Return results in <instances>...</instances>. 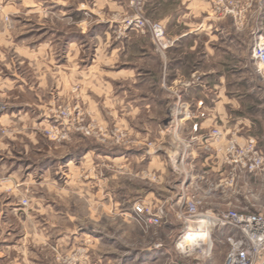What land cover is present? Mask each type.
<instances>
[{"label":"crops","instance_id":"0c3cea01","mask_svg":"<svg viewBox=\"0 0 264 264\" xmlns=\"http://www.w3.org/2000/svg\"><path fill=\"white\" fill-rule=\"evenodd\" d=\"M126 6L127 0H0V127L8 132L0 136V264H54V249L68 252L82 240L92 244L91 263H101L102 257L95 251L105 237L93 236L96 231L92 228L82 229L73 219L80 213L70 202L82 203L84 198L96 205L104 202L102 212L91 208L90 216H114L115 174H107L103 184L93 185L100 190L87 196L77 179L88 157L100 154L114 161L113 152L99 148L84 152L79 146L68 149L66 145L43 148L37 142L36 127L45 125L46 110L69 104L84 108L92 119L107 126L117 119L130 137L141 138V131L133 129L127 120H134L142 108L146 109V99L125 101L124 97L123 108L133 114L123 113L119 110L122 104L116 107L112 95L117 79L140 85L142 72L155 71L162 84L163 73H183L182 67L188 64L182 52L193 53L196 38L207 39L204 48L209 42L211 21L206 0H150L153 19L163 29L164 47L159 48L150 35L133 36L123 46L114 47L109 42L105 14ZM262 7L264 31V2ZM149 61H154L157 69L148 70ZM100 68L104 75L99 74ZM184 81L175 75L170 84L176 88L193 82ZM174 105V110H182L175 121L197 125L199 133H209L212 121L204 118L199 106L188 111V102ZM118 112L123 113V119ZM213 148L211 145V151L204 153L203 164L220 178L224 168ZM126 152L127 158L137 152L139 164L146 158L140 149L128 148ZM165 169L158 164L161 175ZM180 178L186 185L187 175ZM244 178L256 176H243L241 180ZM7 185L20 188L5 194L2 187ZM25 189L28 204L22 207L20 199ZM137 193L141 198V189ZM153 200L149 199L151 205L171 217L182 202L177 194L166 201Z\"/></svg>","mask_w":264,"mask_h":264},{"label":"rangeland","instance_id":"374dc122","mask_svg":"<svg viewBox=\"0 0 264 264\" xmlns=\"http://www.w3.org/2000/svg\"><path fill=\"white\" fill-rule=\"evenodd\" d=\"M149 1L145 0L138 8L131 5L132 0H127L124 10L105 14L110 44L121 47L133 36L150 35L154 43L161 48L149 28L141 33L140 30L126 25L128 20L137 15L150 25L159 24L153 19L155 12L150 11ZM206 1L209 4L208 17L211 21L209 42L205 49L203 44H206L207 39L204 41L203 37H198L197 47L193 53L188 50H184L185 54L182 52L181 57L188 64L182 67L183 73H163L162 84L159 83V74L155 71L142 72L140 85L124 82L121 77L115 83L112 95L115 97L116 107L124 100L137 101L138 97L146 99V109L142 108L134 120L131 118L127 120L133 129L141 131V138L132 137L133 134L130 137L123 129L122 123L118 124L117 119L114 125L107 126L92 119L84 108L69 104L56 105L49 111L46 110L48 118L45 125L36 127V139L43 148L50 145H66L68 149L79 146L84 152L98 148L113 152L114 161L107 160L100 154L93 159L88 157V160L82 162L77 179L82 184L84 196L94 195L95 191L100 189L93 185L103 184L107 174L113 172L116 176L114 216H90L91 208L98 209L100 214L104 202L96 205L88 198H84L82 203L74 200L70 202L71 207L75 206L80 213L73 219L80 223L81 228L84 230L92 228L96 231L93 236L105 237L104 243L95 251L102 257L101 263L98 264H223L229 249L225 238L231 233L230 228H211L210 253L203 252L205 242L202 249L195 251L189 247L183 249L180 244L187 230L186 225L177 218L181 212L179 208L175 211L174 217L164 216L159 226L144 230L131 217L132 206L141 201L149 202L151 199L154 202V198L166 201L177 194L180 198L196 197L200 202L198 208L201 213L245 210L264 215V174L241 180L243 176H248L242 175L233 187L224 188L220 184L221 177L215 176L203 164L204 153H208L206 147L212 145L220 148L233 133L238 142L242 143L243 139L254 137L258 140L259 147L264 148V78L258 73L251 57L254 32L263 24L261 14L264 0H235L241 12V24L238 25L230 16L221 18L216 12L213 0ZM5 20L7 21L8 17H5ZM146 48L150 49L149 46ZM147 69H157L154 61L150 62ZM188 70H196L193 73L195 77H192L191 71ZM104 73V69L100 68L99 74ZM175 75L185 81L187 79L193 81L194 84L190 82L184 87L172 88L170 83ZM86 86L87 84H84L85 88ZM200 101L202 103H199ZM175 102L178 104L188 102V111H195L199 106L205 114L204 118L212 121L209 132L219 129L224 133L223 138L216 142L210 141L207 132L199 133L198 129L193 131L194 125L175 121L177 113L182 111L174 110ZM59 107L66 108L72 113H79L81 127L93 134L86 135L84 132L70 129L68 138L63 143L51 142L46 136L45 129L51 124L54 109ZM123 107V104L119 106V110L133 114L132 110ZM123 113L118 112L122 119ZM7 134L8 132L3 129L0 136ZM74 138L77 140L76 143ZM128 148L140 149L141 155L144 153L146 158H143L140 164L137 152L131 153V157L127 158ZM160 163L166 166L162 175L158 170ZM185 175L188 177L187 183L182 185L180 177ZM19 188L20 186L12 188L7 185L3 186L2 190L5 194H11L13 190ZM140 189L141 198L137 193ZM151 193L154 194L153 197L144 199ZM21 194L20 204L22 200H26L28 204L27 190ZM193 225L194 222L188 224V230ZM90 246H92L90 240H82L68 252L61 253L54 249V264H58L56 254L65 255L77 248L86 252L87 264H93Z\"/></svg>","mask_w":264,"mask_h":264},{"label":"built area","instance_id":"2783aa9c","mask_svg":"<svg viewBox=\"0 0 264 264\" xmlns=\"http://www.w3.org/2000/svg\"><path fill=\"white\" fill-rule=\"evenodd\" d=\"M145 0H132L133 7L140 8ZM216 12L221 18L232 17L235 24H241L238 2L235 0H213ZM127 27L132 26L143 33L147 28L151 30L153 38L161 47L163 30L159 24L150 25L148 21L139 15L126 22ZM0 50V57H1ZM251 57L256 65L258 73L264 78V31L258 28L254 32ZM201 105V104H199ZM79 113H72L66 108H56L53 111L51 124L45 129L47 138L56 144L63 143L68 138L70 129L75 132L93 134L90 130L81 127L82 120ZM197 125L193 126V131ZM0 133L3 129L0 128ZM224 133L219 129H213L208 133L210 141H218ZM211 151V145L206 147ZM215 155L220 156L221 166L224 168L220 184L224 188L233 187L242 175L258 176L264 174V148L259 147L258 140L247 137L243 142L233 133L223 146L213 148ZM179 205L180 214L177 218L186 225L192 224L201 217H210L209 228H230L231 233L226 236L229 249L225 254L223 264H262L264 261V215L250 213L245 210H227L224 212H200L197 198L194 196L181 197ZM22 206L27 205L26 200L21 201ZM132 219L142 228L157 227L161 224L164 213L161 208L155 209L149 202L135 203L131 208ZM211 252V249L209 253ZM83 249L77 248L65 255L56 254L58 264H87V257Z\"/></svg>","mask_w":264,"mask_h":264},{"label":"bare ground","instance_id":"6f19581e","mask_svg":"<svg viewBox=\"0 0 264 264\" xmlns=\"http://www.w3.org/2000/svg\"><path fill=\"white\" fill-rule=\"evenodd\" d=\"M203 218V219H201ZM201 220L194 222V225L190 227L189 230L184 235V238L181 242V248L189 247L194 251L201 248L205 242L206 246L203 248V252L209 253L212 248V241L210 237V228L209 223H211L210 217H201ZM192 251V250H191ZM202 252V253H203ZM208 255V254H207Z\"/></svg>","mask_w":264,"mask_h":264},{"label":"water","instance_id":"95a60500","mask_svg":"<svg viewBox=\"0 0 264 264\" xmlns=\"http://www.w3.org/2000/svg\"><path fill=\"white\" fill-rule=\"evenodd\" d=\"M262 264H264V261H263V263Z\"/></svg>","mask_w":264,"mask_h":264}]
</instances>
